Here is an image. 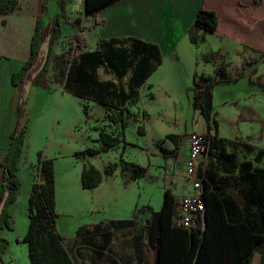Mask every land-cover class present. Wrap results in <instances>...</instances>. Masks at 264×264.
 Wrapping results in <instances>:
<instances>
[{"label":"trees","instance_id":"trees-1","mask_svg":"<svg viewBox=\"0 0 264 264\" xmlns=\"http://www.w3.org/2000/svg\"><path fill=\"white\" fill-rule=\"evenodd\" d=\"M117 1L119 0H86L85 14L95 18L100 11ZM16 8L17 0H0V23L6 25L7 20L4 17ZM246 19H251L249 9L239 0H202L195 20L188 29V35L194 44L205 41L208 34L241 36L245 41L250 34L249 29L243 26ZM62 30V24L57 23L46 34L42 16L37 17L28 57L12 75L14 85L26 83L28 74L38 67L32 82L50 87V82L54 80L50 79L49 73L54 68L56 79L62 81L65 91L108 106H113L110 99L115 97L122 107L127 102H138L140 88L163 60L158 45L134 37L103 40L97 48L88 50V42L80 32L69 36L65 46L58 52L57 47L63 41ZM245 46L264 55V45H255L249 39ZM247 64L249 61L243 64V69ZM101 66L106 72L114 74L120 83L131 71L126 82L127 91L123 85L116 86L113 81L101 80L98 74ZM230 80L232 77L222 64L215 69L214 75L201 73L195 77L193 104L208 121V132H212V125L218 126L213 113L215 84ZM120 121L123 129L119 133H108L104 130L99 132L97 141L101 144L100 148H86L77 154H99L125 143L126 121L122 117ZM139 129L142 132L143 126L140 125ZM26 133L27 126L18 124L10 137L9 152L1 163L4 189L0 195V203L3 199H6V203L0 215V230L13 229V215L9 206L17 200L21 188L18 172ZM168 137L178 140L176 134H169ZM215 139L217 153L212 159H216V165L223 166L229 173H235L238 169L236 186L241 194V201L229 193L226 178L217 179L214 173L217 166L210 165L209 162L204 168L201 164L198 175L202 178L203 198L206 202L205 227L187 228L177 225L174 217L177 214L178 197L172 188H166L160 210L147 207L150 216L134 237L137 264H149L145 238L156 251L155 264H252L256 251L263 253L261 264H264V148L257 149L252 144L241 143L244 149L255 152V155L253 160H244L238 165L236 152L220 153L217 133ZM231 144L234 149L240 145L236 142ZM165 151L168 152L167 149ZM120 160L123 162V169L132 179L140 178L147 172L146 167L125 161L123 153ZM256 163L263 166L255 165ZM54 166L53 158L39 153L40 181L32 185L28 199L29 227L23 238V242L28 245L31 264H77L56 227L58 213ZM118 166V162L110 163L106 172L113 173ZM102 181L103 173L95 165L90 164L83 169V187L94 188ZM134 223L133 219L117 221L119 225ZM8 243L0 235L2 260Z\"/></svg>","mask_w":264,"mask_h":264},{"label":"rangeland","instance_id":"rangeland-1","mask_svg":"<svg viewBox=\"0 0 264 264\" xmlns=\"http://www.w3.org/2000/svg\"><path fill=\"white\" fill-rule=\"evenodd\" d=\"M83 2L84 0H17V8L4 17L7 20V24L3 25L0 23V83H12L13 73L21 68V64L28 57L35 22L40 15L44 21L46 34L51 32L57 23L58 25L59 23L62 24L63 33L61 39L63 41L57 47L58 52L65 46L68 37L78 32L82 33V36L87 38L88 43L94 46L99 34L97 22L95 18H93L94 20L90 17L86 18ZM167 24L168 35L176 39V41L181 39L183 48H186L188 43V45L193 47V50H191L190 54L186 48L185 52L182 53L183 55H179V57H182L181 60L177 59L178 51L177 54L168 53L164 64L153 71L148 78V83L160 84L150 89L154 99H149L150 93L147 88L141 91L139 106L146 108L149 112V118L146 120L147 133L142 135L143 133L140 131L138 124L131 125L128 128L126 138L129 142L122 149L123 159L139 163L142 160V153L146 150L152 155V160L157 162L155 150L158 148V144H155L156 140L165 138L164 141L167 143L171 141V138L165 136L166 134L175 133L186 139L194 131L204 130L206 120L195 112L192 104L193 79L196 72L208 74L212 69L210 64H206L204 59L200 58L201 50H206L207 47L218 48L220 45L226 48L229 46V50L227 49L229 51L228 58L230 57L233 62L231 67H229L232 80L219 82L214 87V108L220 122V132L229 138L236 136L238 138H251V140L258 143L255 146H264V55L261 56L259 53L243 46V48L236 49V46L230 44L231 40L212 34H208V41L203 43L200 48H197L192 45L188 35L184 34L179 22L175 26H171L166 20ZM138 26L140 25L138 24ZM145 26L148 27V25ZM148 32L149 35H158L155 25H151ZM213 57H220V55L214 52ZM250 57L259 59L249 64L246 69H243V61ZM37 69L38 67L28 74L26 83H34L32 78ZM49 75L50 79L54 80L50 83L62 82L56 79L54 68ZM108 76V73L101 67L99 77L107 78ZM34 85V87L37 86L36 84ZM67 95L69 97L67 104L68 117L66 119H62V115L60 118L57 117L60 105V102H58L54 111V116L56 115L54 117L55 122L52 123L49 135L43 141L41 148L35 149L38 140L35 141L36 138L34 137L33 139V134L28 133L23 167L18 172L21 180L20 193L17 200L9 206L13 215V229L4 228L0 230V235L2 237L5 236L10 241L6 246L7 254L5 258L2 254L5 264H30L28 245L23 242L29 227V201L27 194L25 195V188L29 183L28 164L30 162L36 163L39 153L42 155L47 153L49 145L51 146V143L54 142L60 130L61 136L58 138L59 159L66 164L62 169L57 170L59 176V204L56 207L58 213L56 219L57 230L70 243L69 238L76 236L77 230H80L87 222L96 220L98 217L97 213L88 211L93 204L91 199L86 201L82 196L75 195L73 200L69 201L65 189L68 186L72 189V192H76L74 171L76 165L82 162L76 157L77 152L97 144L98 138L93 141V137H98L99 124L97 116L99 115V110L96 106L90 114H85L83 106L80 105L82 102L79 103L74 96ZM29 98L28 104H26L27 109L31 106H39L33 100V92ZM41 99L39 97L38 100ZM65 104L63 102V106ZM42 105L45 106L47 104H40V106ZM254 111L258 112V114H255ZM80 115H83L82 119ZM112 121L113 118L110 119L108 125L112 124ZM33 123L34 120L28 121L26 115L22 120L21 126L26 125L29 131ZM2 131L3 123L0 125V134H2ZM52 131H54L53 137L51 136ZM29 134L33 139L30 143L28 140ZM163 143L161 141L160 144L163 145ZM237 154L239 161L252 156V153L246 149L237 151ZM211 164L218 167L216 159H211ZM154 174V177L148 175L137 182L131 183L127 188H122L120 193L122 194L123 205L117 209L120 214H126L125 210L133 204L135 206L133 208L141 213L143 212L141 211L142 205L150 204L153 210H160L162 206L161 200L164 198V192L162 191L165 181L159 180L158 173ZM67 176L68 179H65ZM236 178L235 175H230L226 179L229 193L240 202L241 194L236 186ZM35 180L40 181L37 168H35ZM129 212V214H132V211ZM145 219L144 216L138 215L136 222L143 223Z\"/></svg>","mask_w":264,"mask_h":264},{"label":"crops","instance_id":"crops-1","mask_svg":"<svg viewBox=\"0 0 264 264\" xmlns=\"http://www.w3.org/2000/svg\"><path fill=\"white\" fill-rule=\"evenodd\" d=\"M85 1L86 0H84L83 2L84 7ZM239 1L248 7L251 16L250 20L246 19L243 22V26L245 27V29H249L250 31V34H248L249 36L247 37V39L244 41L245 38H242L241 36H231L228 34L212 35L231 40L230 44L236 46V49H240L243 47L248 48L259 53V55L262 56L263 54L261 52L256 51L251 47L245 46V42L251 39L255 45H264V0ZM201 2L202 0H119L100 11L95 17L99 34L94 42V46L88 43L87 49L92 50L97 48L99 43H101L103 40H109L112 38L126 39L128 37H134L137 39H141L145 42L154 43L159 46L163 54V60L162 63L158 66V68H160L164 64L165 57L170 52L172 54H177L178 51L177 59L181 60L182 57H179V55H183L182 53L185 52L186 48L191 54V50H193V47L191 45H188V43L187 45L185 43L186 48H183L181 46V39L176 41V39L170 37L167 33L168 24L166 25V20L167 23H169L171 26H175L176 23L179 22L180 28L183 30L184 34L188 35V29L192 26L195 20ZM87 17H90L92 20H94V17L92 16H86V18ZM138 24L140 26H143L140 28ZM145 25H148V27H146ZM151 25H155L156 32L158 33V35H149L148 31L149 28H151ZM207 41L208 35H206L205 41L201 42L200 44H194L190 40L192 45L196 46L197 48H200L201 45L203 43H206ZM227 49L229 50V46L228 48H226L225 46L220 45L218 46V48L207 47L206 50H201L200 58L204 59V62L206 64H210L212 66V69L210 70L211 72H209L208 75H214L215 69L222 64L226 67L227 73L232 77V75L229 73V67H231L233 62L230 57L228 58L229 51ZM214 52L218 53L220 57H213ZM258 59L259 58L250 57L249 59H245L243 61V64L246 61H249V64H251L252 62L257 61ZM23 63L21 65H23ZM249 64H247V66ZM100 68H98V74ZM102 68L104 69V67ZM201 73H195L193 79V86L195 77ZM130 74L131 71H129L128 74L123 78L122 83H120V80L112 73H108L109 76L107 78L100 79L103 81H113L115 82L114 84H116V86L123 85L127 91L128 83H126V81H128ZM149 84H151L152 86ZM159 84L160 83H148L147 81L146 84L140 88V96L142 89L147 88L150 93V95L148 96L149 99H154V95L150 90L151 88L149 87L154 88L156 85ZM34 86V83H22L19 85H14L13 83H0V125L3 123V131L2 134H0V195L4 189L1 163L2 161H4L7 153L9 152L11 134L16 130L18 124L21 125L22 120L23 118H25L26 115L28 121H31L33 119L34 123L32 128L29 131L27 130L28 132L26 133L23 152L19 163V171H21L23 167L22 164L24 162V155L27 148L26 141L28 133L30 132V134H33V139L34 137L36 138L35 141L38 140L35 146V149L38 150L42 147L43 141L49 135L52 123L55 122L54 117L56 115L54 116V111L55 106L58 102H60V105L57 112V117L60 118L61 115L62 119H66L68 117L67 104L69 102V97H67V94L74 96L79 103L82 102V104L80 105L83 106V112L85 114H90L93 111V108L97 106L99 110V115L97 116V121L99 124L98 137L99 132L101 130H104L108 133H119L120 130L123 129L120 118H124V120L126 121V126L124 128L125 143L122 142L119 146L113 147L108 151H102L99 154H76V157L82 161L81 164L76 165L74 171L76 192H72V189L67 186V188L65 189V193L69 201H72L75 195L82 196L83 199H85L86 201L91 199L93 204L88 209V211L92 213H97L98 217L96 218V220L87 222V224L83 225L80 230H77L76 236L69 238L70 243L67 241L66 238H63L65 244L68 246L72 255L74 256L77 264H137L134 237L138 234L140 227L143 225L144 222L148 220V217L150 216V210L147 207L152 206L150 204L142 205L143 208L141 209V211L143 212L141 213L137 212L135 208H133V204L125 210L126 214H120L117 210L120 206L123 205L122 194L120 193V191L122 190V188H127L128 185L133 182H137L138 180H141L142 178H145L148 175L154 177V173H158L159 180L162 179L163 181H165L162 192L165 193L166 188H172L174 194L178 198L183 195L196 194L198 190L194 188L191 179H189L185 171V159L188 155L187 138H181L178 134H176L178 135L177 141H175L174 139H170L171 141L166 143L164 141L165 138H160L156 140L155 144H158V148L155 150V157L157 162H154L151 158L152 155L145 150L144 153H142L141 162L135 163L146 167L147 172L144 176L140 178L132 179L127 175L126 171L123 169V162H121L120 159L122 155V149L129 142L126 136L127 130L131 125H142V135L147 133L146 120L149 118V112L146 108H142L139 106L140 97L136 104H130V102H127L122 107L119 106V100L115 97H112L110 100L113 106H108L106 104L93 100H88L65 91L62 82L51 83V87L49 88L38 85L36 87ZM32 92L33 100L36 101L39 106H31L27 109L26 104H28V100L30 99L29 97ZM39 97H41L42 99L38 100ZM63 102L66 103L64 106ZM45 103L47 105L40 106V104ZM194 110L197 114L203 116L199 112V110L195 109V107ZM213 113L215 114V119L218 121V126L215 127L214 125H212L211 130L212 132L217 133L218 138L220 139V153H222V151L227 153L235 151L237 154V151H244V148L241 143H249L253 146H255V144H258L251 140V138H238L237 136L234 138H229L224 136L220 132V122L217 117V113L215 112V108L213 109ZM254 113L258 114V112L256 111H254ZM82 116L83 115H80L81 119L83 118ZM111 118H113V121L111 122L112 124L108 125L110 123ZM205 123L206 124L204 130H201L199 132H208L210 130L207 120ZM53 132L54 131L51 132L52 137ZM30 134L28 138L29 143L30 141H33L32 136L30 137ZM168 135L169 134H166L165 136ZM59 136H61V130L58 131V134L56 135L54 142L51 143V146L49 145L47 153L45 155L43 154L44 157L53 158L55 162L54 164L56 170V207L59 204V176L57 170L62 169L66 164L64 161H60L59 159ZM98 137H93V141H96ZM161 141L164 142L163 145L160 144ZM231 142L240 143V145H238V148L234 149L233 146H231ZM96 143L97 144L92 148H100L101 144L97 141ZM255 147L257 149L264 148V146L260 145H257ZM165 149H167L168 152H166ZM251 153V158H247L244 160H253L255 152ZM244 160L239 161L237 154L238 165H240ZM113 162L119 163L118 168L113 173H107V166ZM38 163L39 154L36 163L30 162L28 164L29 183L28 186L25 188V195L27 194L28 199L32 190V185L34 184V182H36L35 168H37V171H39ZM90 164L95 165L98 169L102 171L103 181L97 187L85 188L82 185V172L83 169L86 166H89ZM255 165L263 166V164L257 163ZM222 167L219 165L218 168L214 170L217 179L222 178L224 180L230 175L237 176L239 174L238 169L235 173H229L225 171ZM65 179H68V176L65 177ZM163 200H161V204L163 203ZM129 211H132V214H129ZM138 215H142L146 218L143 223L136 222ZM130 219L134 220L135 223L133 225L117 224V221L119 220ZM3 237L6 238L5 236ZM144 242L146 243L145 251L148 263L155 264L156 251L154 249V246L150 245L146 238L144 239ZM6 251L7 250H5L3 254L4 258L7 254ZM262 258L263 253L261 251H256L253 256L252 264H261Z\"/></svg>","mask_w":264,"mask_h":264},{"label":"built area","instance_id":"built-area-1","mask_svg":"<svg viewBox=\"0 0 264 264\" xmlns=\"http://www.w3.org/2000/svg\"><path fill=\"white\" fill-rule=\"evenodd\" d=\"M187 140L188 155L185 159V171L198 192L178 198V209L174 221L182 227L204 228L206 224V202L203 198L202 178L198 174L199 166L202 164L206 168L217 153L215 133L194 131L188 135Z\"/></svg>","mask_w":264,"mask_h":264},{"label":"water","instance_id":"water-1","mask_svg":"<svg viewBox=\"0 0 264 264\" xmlns=\"http://www.w3.org/2000/svg\"><path fill=\"white\" fill-rule=\"evenodd\" d=\"M6 199H3L2 202L0 203V215L3 212V209L5 207ZM0 264H5V262L0 258Z\"/></svg>","mask_w":264,"mask_h":264}]
</instances>
